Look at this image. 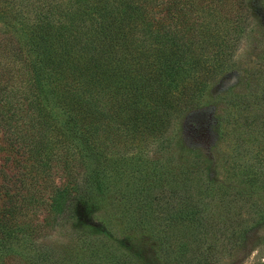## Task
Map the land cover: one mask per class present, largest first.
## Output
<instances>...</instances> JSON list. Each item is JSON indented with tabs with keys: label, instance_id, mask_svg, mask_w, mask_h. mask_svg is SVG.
<instances>
[{
	"label": "trees",
	"instance_id": "1",
	"mask_svg": "<svg viewBox=\"0 0 264 264\" xmlns=\"http://www.w3.org/2000/svg\"><path fill=\"white\" fill-rule=\"evenodd\" d=\"M252 2L0 0V144L20 170L0 176V251L24 264H210L199 232L222 190L205 179L193 199L198 151L174 171L171 155L159 162L148 148L168 144L171 121L235 63ZM53 169L61 182L48 181ZM152 172L166 182L164 208L150 196ZM101 205L159 239L160 253L142 242L116 259L93 220ZM53 227L79 246L37 245ZM195 239L203 249L190 254Z\"/></svg>",
	"mask_w": 264,
	"mask_h": 264
},
{
	"label": "rangeland",
	"instance_id": "2",
	"mask_svg": "<svg viewBox=\"0 0 264 264\" xmlns=\"http://www.w3.org/2000/svg\"><path fill=\"white\" fill-rule=\"evenodd\" d=\"M252 1L253 9L246 13V33L239 38L235 48V63L216 70L206 88L188 101L190 104H186L184 112L171 121L162 135L169 138L168 144L153 143L148 148L153 152H149L148 156L159 162L166 161L165 158L171 155L175 163L174 171L178 170L177 165L183 157L185 162H190V158L196 155H189L187 151H198V164L187 166L199 171L187 195L193 199L201 196L203 185L200 182L205 179H216L215 186L223 191L217 193L209 206L205 223L208 229L199 232V239L203 240L204 245L208 242L210 247V264H264V0ZM238 88L239 92L236 90ZM251 93L253 96H250ZM2 150L0 144V176L6 173L13 178L20 170L13 168L14 162H4L5 157H11V154ZM165 151L170 152L166 154ZM149 169L147 166L146 171L149 172ZM161 176L152 172L150 177L156 183L150 196L153 201L158 199L160 208H164L168 190ZM51 180L61 182L60 172L53 169L48 177V181ZM38 184L39 180L35 188ZM174 203L177 205V201ZM153 211H156L155 207ZM127 217L103 205L93 216V220L103 224L105 235L101 234L99 238L102 242L110 243L115 258H118V253L127 254V247L142 245V242L159 254V239L130 224ZM163 225L159 220L158 229L163 230ZM239 228L242 236L236 238L234 233ZM49 229L47 238L38 239L37 245L79 246L67 239L63 229ZM181 233L183 231L178 234L174 232L165 243L175 244ZM185 234L190 237L187 232ZM107 237L110 241L106 240ZM117 240L121 241V247ZM193 242L190 254L203 249L196 239ZM0 256V264L25 262L23 259L18 262L10 260L3 251H0ZM112 256L107 254L109 263L113 262ZM132 264L136 263L132 261ZM154 264L165 263L158 260ZM167 264L178 262L172 260Z\"/></svg>",
	"mask_w": 264,
	"mask_h": 264
}]
</instances>
